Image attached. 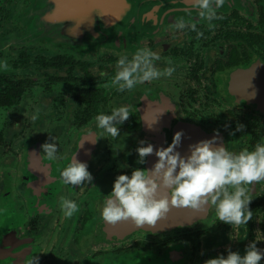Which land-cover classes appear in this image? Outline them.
<instances>
[{
	"label": "flooded vegetation",
	"instance_id": "af4514ba",
	"mask_svg": "<svg viewBox=\"0 0 264 264\" xmlns=\"http://www.w3.org/2000/svg\"><path fill=\"white\" fill-rule=\"evenodd\" d=\"M35 3L0 0V61L7 63L0 69V264L33 257L39 264H205L229 248L244 255L258 236L264 249V181L247 186V225L219 222L214 208H170L155 226L141 228L100 219L115 178L156 162L151 155L136 163L141 140L167 147L182 131V156L213 138L214 147L237 154L264 143V0H225L211 21L190 7L115 48L31 35L26 17ZM181 19L186 27L178 30ZM141 48L160 56L157 69L175 71L117 91V61ZM121 106L130 116L113 138L95 117ZM46 141L56 143V160L41 151ZM73 156L87 164L91 184L61 182ZM62 197L79 205L71 218L60 209Z\"/></svg>",
	"mask_w": 264,
	"mask_h": 264
},
{
	"label": "clouds",
	"instance_id": "9594fccd",
	"mask_svg": "<svg viewBox=\"0 0 264 264\" xmlns=\"http://www.w3.org/2000/svg\"><path fill=\"white\" fill-rule=\"evenodd\" d=\"M224 3L225 0H191V8L197 11L200 18L211 21L217 18L216 12ZM185 27L182 19L175 24L178 30ZM191 28L195 31L196 25L192 24ZM159 59L157 53L147 48L138 49L131 59L122 56L116 64L113 85L117 91L124 92L162 76L170 77L175 68L157 69L154 61ZM4 68H7V63L0 61V69ZM129 116L128 107L114 108L111 114L101 113L95 117L96 127L116 138L120 135L117 125H122ZM243 128L239 125L236 131ZM183 136L184 133L178 131L167 147L155 149L151 143L139 142L136 163L144 165L151 155L157 158L156 162L151 169L136 168L130 175L115 178L111 192L103 200L100 210L102 221L115 224L130 220L138 228L155 226L166 217L170 208L194 211L214 208L216 219L231 227L247 225L252 220V211L249 210L252 195L247 186L264 181V143H257L253 150L244 149L237 154L226 147H214L216 140L213 138L189 145V154L182 156L177 149ZM49 139L52 141V138ZM40 147L48 160L57 159L55 142L46 141ZM60 180L64 185L81 186L91 184L93 177L87 164L73 156L71 163L60 172ZM163 190L166 194L161 195ZM59 206L67 218L79 211V205L74 200L63 197ZM229 239L233 241L236 237L230 233ZM258 242H261L259 236L246 246L244 255L229 248L226 256L208 259L205 264H260L264 260V249L257 247ZM27 264H39V258L33 257Z\"/></svg>",
	"mask_w": 264,
	"mask_h": 264
},
{
	"label": "water",
	"instance_id": "95a60500",
	"mask_svg": "<svg viewBox=\"0 0 264 264\" xmlns=\"http://www.w3.org/2000/svg\"><path fill=\"white\" fill-rule=\"evenodd\" d=\"M190 7L191 0H36L26 20L31 35L115 48L141 27L159 26L176 13L192 12Z\"/></svg>",
	"mask_w": 264,
	"mask_h": 264
},
{
	"label": "rangeland",
	"instance_id": "374dc122",
	"mask_svg": "<svg viewBox=\"0 0 264 264\" xmlns=\"http://www.w3.org/2000/svg\"><path fill=\"white\" fill-rule=\"evenodd\" d=\"M12 43H16V41H13ZM12 43H11V44H12Z\"/></svg>",
	"mask_w": 264,
	"mask_h": 264
}]
</instances>
